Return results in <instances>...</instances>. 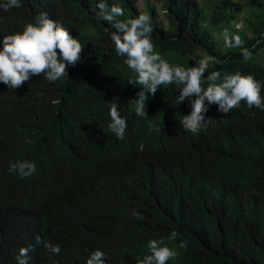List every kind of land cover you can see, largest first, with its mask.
I'll return each instance as SVG.
<instances>
[{
	"label": "trees",
	"instance_id": "trees-1",
	"mask_svg": "<svg viewBox=\"0 0 264 264\" xmlns=\"http://www.w3.org/2000/svg\"><path fill=\"white\" fill-rule=\"evenodd\" d=\"M156 1L168 22L144 0L152 40L171 65L192 67L208 56L205 75L240 72L264 85V63L250 49L264 45V0H246L243 27L233 24L239 0H217L209 15L199 0ZM20 2L0 7V48L5 35L47 12L83 51L69 77L32 76L18 89L0 83V264H17L19 249L30 246L28 264H86L96 250L106 264H137L153 239L176 251L168 264H264V110L217 114L212 127L190 134L180 129L190 101L179 104L180 86L171 84L148 94V115L139 117L135 73L97 15L101 2L122 7L120 20L146 14L138 0ZM218 32L229 41L221 45ZM197 49L203 54L185 55ZM116 97L128 124L122 140L108 127ZM18 160L34 162L35 172L10 173ZM173 231L179 235L170 240Z\"/></svg>",
	"mask_w": 264,
	"mask_h": 264
},
{
	"label": "clouds",
	"instance_id": "clouds-1",
	"mask_svg": "<svg viewBox=\"0 0 264 264\" xmlns=\"http://www.w3.org/2000/svg\"><path fill=\"white\" fill-rule=\"evenodd\" d=\"M159 2L162 1L153 2L156 5V12ZM21 6L20 0H5L0 4L5 11ZM97 7L98 17L107 21L114 29L111 40L117 55L125 57L124 63L135 73V79L129 82L141 88L137 93L138 98L131 100L135 103L137 116L148 115L145 106L149 93L155 95L159 86L171 84L180 86V95L176 97L179 104L185 100L190 101L188 107L192 110L190 114L183 116L181 121L183 127L180 128L190 134H198L212 127L217 114L235 111L242 112L243 116L247 112L256 113L264 110L262 89L264 85L251 74L243 75L236 72L222 75L220 71H212L205 75L210 63V58L206 56L192 67L171 65L155 51L152 40L153 28L146 8L143 9L146 14L141 13L135 18L120 20L117 17L124 16L122 7L112 5L109 9L103 2ZM160 22L163 23L161 20ZM235 39L236 43L240 44V38L237 36ZM263 46L256 47L255 51L254 48H250L259 60L260 55L263 54L260 51ZM82 51L83 45L79 39L71 35L69 29L49 18L47 12H41L35 17V22L26 24L22 31L3 37L0 48V83L7 85L9 89H18L32 76L43 74V78L49 82L69 77L68 66H75L81 60ZM243 55L246 60L250 58L247 50ZM206 101L209 105L208 109ZM211 104L218 105L215 115L211 111ZM108 106H110L111 118L108 127L118 139L122 140L128 124L120 114L119 97ZM35 170V163L28 160H18L9 167L10 173H18L21 178L31 176ZM178 235L173 231L169 239L175 240ZM36 242L42 243L43 247L53 254L58 255L61 251L59 245L42 242L39 236L36 237ZM186 246L181 241L180 247ZM148 249L150 254L138 259L137 264H168V261L174 260L177 255L176 251L163 240H150ZM30 250H32L31 246L19 249L17 264H28L27 257ZM104 255L102 251L96 250L90 255L86 264H106Z\"/></svg>",
	"mask_w": 264,
	"mask_h": 264
},
{
	"label": "rangeland",
	"instance_id": "rangeland-1",
	"mask_svg": "<svg viewBox=\"0 0 264 264\" xmlns=\"http://www.w3.org/2000/svg\"><path fill=\"white\" fill-rule=\"evenodd\" d=\"M150 1L151 2H157L156 0H150ZM239 1L243 2V7L241 8V10L235 11L233 19L236 18V21L233 24H235L236 26L243 27L244 24H243V21H242V16L248 15L249 14V9H248V6L246 4V0H239ZM199 2L205 6L207 15H209L211 13L212 9H213L212 6L216 4L217 0H199ZM138 5H139V7L141 9L145 10L146 5L144 3V0H138ZM161 5H162V2L157 3V17L164 24H167V17L165 16V12L163 11L164 9L161 8ZM221 32H218L217 38L219 40V43L221 45H223L225 42L229 41L230 37H229V35L221 34ZM245 32L250 33V29L246 28ZM260 51L263 53V54L260 55V61L264 63V46L261 48ZM195 54L202 55L203 52H202L201 49H197L195 52H192V53L186 52L185 53V55H188L190 57H194ZM206 58H208V56H206Z\"/></svg>",
	"mask_w": 264,
	"mask_h": 264
}]
</instances>
